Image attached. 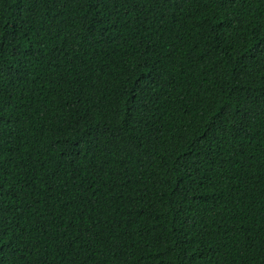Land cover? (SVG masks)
<instances>
[{
	"label": "trees",
	"instance_id": "trees-1",
	"mask_svg": "<svg viewBox=\"0 0 264 264\" xmlns=\"http://www.w3.org/2000/svg\"><path fill=\"white\" fill-rule=\"evenodd\" d=\"M0 32V264H264V0H0Z\"/></svg>",
	"mask_w": 264,
	"mask_h": 264
},
{
	"label": "snow or ice",
	"instance_id": "snow-or-ice-1",
	"mask_svg": "<svg viewBox=\"0 0 264 264\" xmlns=\"http://www.w3.org/2000/svg\"><path fill=\"white\" fill-rule=\"evenodd\" d=\"M219 2H220L221 7H227L229 4H234L236 2V0H219ZM2 37H3V33L0 32V47H2V43H3ZM257 54L261 57H264V47H258ZM2 55L3 54L0 53V57H2ZM260 103H261V106L264 107V97L261 98ZM246 111H247V109H246ZM221 115L224 117L225 120H228L230 117V113H228V112L221 113ZM218 119H219V117H218ZM241 130L242 129L236 130V132H234L233 129L227 128L224 132V135L230 136V135L238 134V131H241ZM218 131H219V129H217V132ZM176 164H177L178 169H183L186 165L190 166L191 162L178 159L176 161ZM0 191H2V185H0ZM6 228H7V225L4 223L2 215H0V254H2V252H3V246L7 243Z\"/></svg>",
	"mask_w": 264,
	"mask_h": 264
}]
</instances>
